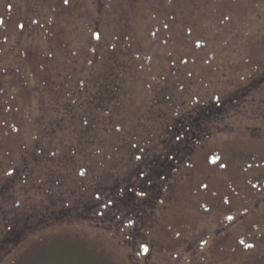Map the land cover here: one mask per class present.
I'll list each match as a JSON object with an SVG mask.
<instances>
[{
  "label": "rangeland",
  "instance_id": "374dc122",
  "mask_svg": "<svg viewBox=\"0 0 264 264\" xmlns=\"http://www.w3.org/2000/svg\"><path fill=\"white\" fill-rule=\"evenodd\" d=\"M124 1L0 0V177L108 55L107 17ZM195 1L139 0L124 13L144 49L123 85L125 116L195 127L155 206L134 229L92 218L33 233L0 264H264V0ZM173 82L182 89L164 105Z\"/></svg>",
  "mask_w": 264,
  "mask_h": 264
},
{
  "label": "trees",
  "instance_id": "16d2710c",
  "mask_svg": "<svg viewBox=\"0 0 264 264\" xmlns=\"http://www.w3.org/2000/svg\"><path fill=\"white\" fill-rule=\"evenodd\" d=\"M163 2L150 5L162 6ZM124 3L107 17L109 26L115 27L106 44L108 55L95 72L86 75L81 70L84 80L78 77L66 90L55 118L45 123L40 138L34 136L18 164L0 177V258L9 256L26 236L55 226L93 218L99 227L114 224L134 229L142 220L139 217L158 201L159 185L173 173L166 164L178 163L177 157L193 143L185 129L195 127L182 124L188 117L174 118L171 126L149 128L138 121L139 111L130 116L123 112L127 73L139 68L132 59L140 60L144 51L135 44L136 14L127 16L133 22L123 20L126 9L135 10L133 5L139 0ZM178 3L186 9L196 1ZM149 10L157 13L160 9ZM179 84H168L164 105L173 103L175 92L182 89ZM69 122L76 123L79 131L67 128ZM173 128L178 132L169 139L168 131Z\"/></svg>",
  "mask_w": 264,
  "mask_h": 264
},
{
  "label": "snow or ice",
  "instance_id": "6c2138e0",
  "mask_svg": "<svg viewBox=\"0 0 264 264\" xmlns=\"http://www.w3.org/2000/svg\"><path fill=\"white\" fill-rule=\"evenodd\" d=\"M68 2H69V0H64V3H65V4H67ZM21 27H23V25H21ZM95 38H96L97 40L100 39V35H99V33H97V34L95 35ZM199 46H200L199 43H197V47H199ZM136 159H140V157L137 156ZM6 175L11 176L12 173H11V172H7ZM80 175H84V173L81 172ZM204 187H207V185H204ZM141 195H142V193H141ZM225 203H228V201L226 200ZM226 219H227L228 221H233V220L235 219V217H233V216H231V215H228V216H226ZM201 243L203 244V243H205V242L202 241ZM239 243L242 244L245 248H252V247H254L253 244L245 243V241H244L243 239H241V240L239 241ZM140 251H141V253H148L149 249H148L147 245H145V244H141V245H140Z\"/></svg>",
  "mask_w": 264,
  "mask_h": 264
}]
</instances>
